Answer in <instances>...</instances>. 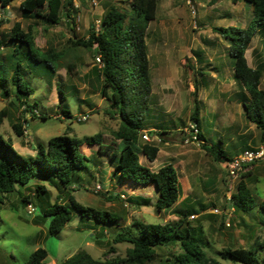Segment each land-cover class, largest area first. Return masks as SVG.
<instances>
[{
    "label": "rangeland",
    "instance_id": "obj_1",
    "mask_svg": "<svg viewBox=\"0 0 264 264\" xmlns=\"http://www.w3.org/2000/svg\"><path fill=\"white\" fill-rule=\"evenodd\" d=\"M21 1L15 0L6 7L0 4L3 51L14 46L11 43L12 46L7 47L6 44L12 27L20 22L25 31L31 28L39 48L63 50L65 56L55 73L45 63V66H39L37 60L31 64L33 72H26L35 90L29 97V102L37 103V107L33 108L35 115L13 95L2 96L1 91L6 83H0V111L7 108L10 114L0 123V135L6 141L13 142L24 157L35 155L40 144L48 146L51 137L64 133L71 135L77 143L84 137L97 136V140L80 143L79 151L84 158L85 168L79 170L81 178L73 180L67 188L52 172L43 171L32 177L26 185L17 184L15 191L3 196L0 264H24L39 247L48 251L47 264H60L82 250L101 259L125 257L132 244L127 241L114 243L116 233L124 231L123 226L128 227L132 222L136 223V227L150 223L179 222L182 214L176 212V208L197 211L195 218L190 217L195 212H190V227L197 226L200 229L198 235L203 237L210 255L217 257L223 264H244L220 254L228 247H249L256 239L264 237V212L259 211V204L264 198V159L249 165L238 183L239 187L240 182H244L258 205L248 212L235 210L232 201L227 198L229 183L224 164L217 171V161L204 151L202 140L193 138L196 127L190 116L195 110L196 101L203 98L204 111H220V127L223 133L226 130L227 140L231 136L232 141L238 143L241 139L239 135L248 137V145L243 149L238 143L241 152L264 145L261 130L246 118L239 97H233V92L239 91V85L233 78L235 58L229 54L234 37L237 36L234 27H248L255 18L253 6L245 0H237L236 3L233 0H192L193 6L186 0H160L157 17L149 24L147 44L154 72L155 107L161 106L159 101L162 97L166 102L165 110L173 111L168 118H173L178 126V129L165 135L156 131L148 132L151 138L162 136L160 142L156 139L148 142L161 147L157 159L150 165L153 170H158L163 165L165 151L169 150L172 156L170 162L173 161L177 167L184 192H191L193 201L197 196H204L208 204L206 211H201V207L191 209L187 202L184 205L177 203L175 207L161 211L155 207L159 197L157 188L138 185L116 172L123 143L114 137L113 130L119 127L120 117L112 114L114 109L111 108V101L102 95L98 86L94 67L100 64L95 47L73 48L68 41L69 38L88 37L92 28L97 30L112 3H126L121 0H72L70 15L64 9L60 23L45 25L24 16L20 10ZM227 12L233 15L228 16ZM220 27L228 30L222 32ZM262 30L256 32L246 51L252 67L264 62ZM38 57L44 58L41 53ZM261 88H264V75ZM84 98L91 105L82 101ZM221 104L229 105L228 109ZM66 111L70 115H66ZM80 112L89 113V118L78 121L76 116ZM211 119L209 122L207 118H201L203 132L208 137H219L220 134L213 132L217 128V121L213 124ZM16 123L22 124L25 130L21 136L17 135L13 127ZM142 138L141 142L145 143ZM134 148L139 159L145 162L146 157L140 145L135 144ZM113 151L117 152V156ZM39 184H44L45 189H37ZM151 184L154 185L153 182ZM97 185L102 187L99 193L94 192ZM67 191L83 205L97 209L102 221L99 222L95 216L81 223L75 219L61 232L49 233L50 217L45 214V210L53 207L56 201L71 204L66 196ZM26 194L33 195L30 203L23 200ZM121 194L126 198H121ZM137 197L148 200L139 206L134 202ZM216 207L232 213L216 214L209 211ZM228 220L230 226L226 225ZM182 227L188 225L184 223ZM128 229L136 235L139 233L138 228L131 226ZM111 246L115 251H112ZM176 248L161 246L152 258L133 260L126 264H169Z\"/></svg>",
    "mask_w": 264,
    "mask_h": 264
},
{
    "label": "trees",
    "instance_id": "obj_2",
    "mask_svg": "<svg viewBox=\"0 0 264 264\" xmlns=\"http://www.w3.org/2000/svg\"><path fill=\"white\" fill-rule=\"evenodd\" d=\"M13 1L15 0H0V4L6 7ZM121 1L126 5L112 3L104 13L99 28L97 30L92 28L88 37L69 38L68 41L73 48L95 47L96 57L101 60V64L94 67L96 80L102 95L111 100L110 105L114 109L112 114L120 117L119 127L113 130L114 137L123 143L118 155L116 172L138 185L153 182L159 191L155 207L157 210L168 209L179 201L182 191L176 167L172 163H167L155 171L140 162L134 148L135 144H139L141 132L147 124L146 114L152 94L147 31L150 22L157 17L160 0ZM245 1L253 6L255 18L246 28L234 27L237 36L234 37V43L230 47V54L235 58L234 70L237 81L249 95L248 103L244 102L246 114L261 130V138L264 142V89L260 87L264 62L252 67L246 56L256 32L263 29L264 33V0ZM72 6V0H22L20 10L24 16L34 18L35 21L54 25L61 22L64 9L69 15L71 14ZM71 22L74 23V20L72 19ZM219 29L228 30L221 27ZM3 38L0 37V83L5 81L6 87L1 94L4 97L13 95L21 105H26L35 115L33 108L37 107V103L29 102V97L35 90L26 72L29 70L33 72L31 64L37 60L39 66L45 63L55 73L65 52L56 49L42 50L36 45L31 28L25 31L20 22H16L10 31L6 46L11 47V43L14 46L7 48L6 52L3 51ZM40 53L44 58L38 57ZM56 62L60 63L56 64ZM69 68H71L70 64ZM61 95L63 96V92ZM9 115L7 108L1 110L0 123ZM66 115H70V112L66 111ZM40 116L44 117V115ZM191 119L198 127V137L202 140L201 146L205 151L217 161L224 162L228 159V155L222 149L206 143L207 139L201 130L200 107L197 101ZM13 127L17 135L24 134L22 124L16 123ZM157 133L165 135L168 132L162 130ZM90 139L97 140V136L79 140L82 144ZM80 143H77L71 135L64 133L51 137L48 146L40 144L35 155L24 157L15 148L13 142L6 141L0 135V212L5 194L15 191L17 184L26 185L32 177L43 171L52 172L65 188L73 180L80 179L79 170L85 168L84 158L79 151ZM142 151L149 160L154 161L158 157L160 147L145 142ZM113 152L116 155L117 152ZM45 187L44 184L37 185V189H45ZM32 196L26 194L23 200L30 203ZM66 196L71 204L56 201L53 207L45 210V214L50 217L49 233L61 232L76 214L80 215L82 221L91 216H95L99 222L102 221L97 209L83 205L69 191ZM249 200L252 202L249 203ZM231 201L235 210L243 212H248L258 205L254 202L251 192L245 188L243 181L240 182L238 192L233 194ZM189 206L191 209L194 207L190 203ZM259 211L264 212V198L259 204ZM177 212L182 214L179 222L150 223L141 227H136V223L132 222L128 227L138 228V235L123 226L124 231L116 233L114 243L127 241L132 244L125 257L101 259L82 250L61 261L60 264H126L133 260L152 258L161 246L177 247L169 264H223L217 257L208 253L203 237L198 235L200 229L196 228L197 226L190 227L192 224L189 219L190 212L196 213V210L178 209ZM184 223L188 227L183 228ZM111 247L112 251H115L114 247ZM220 255L230 256L244 264H264V237L256 239L249 247H228ZM47 256L48 251L39 247L31 253L29 261L24 264H47Z\"/></svg>",
    "mask_w": 264,
    "mask_h": 264
},
{
    "label": "crops",
    "instance_id": "obj_3",
    "mask_svg": "<svg viewBox=\"0 0 264 264\" xmlns=\"http://www.w3.org/2000/svg\"><path fill=\"white\" fill-rule=\"evenodd\" d=\"M233 1H235V3H236V1L237 0H233ZM219 16H220V13L218 14ZM227 15L228 16H232L233 14L232 13H230V12H227ZM151 22H153V21H151ZM150 22V23H151ZM222 28H225V27H222ZM148 30H149V27H148ZM225 31H227V30H223L222 32H225ZM147 36H148V32H147ZM148 50H149V47H148ZM229 54H230V52H229ZM248 59V58H247ZM149 60H150V68H151V76H152V94H151V97H150V104H149V109H148V111H147V114H146V126H145V128L143 129V131L142 132H149V131H156V132H159V131H167L168 133H166V134H169V132L171 131V130H174L175 128L176 129H178L177 127V122L176 121H173V118H168V116H169V114L170 113H172L173 111H170V110H165V104H166V102L164 101V99L161 97V99H160V101H159V105H161L159 108L158 107H155V102L157 101V99H156V91H155V83H154V72H153V69H152V66H151V58H150V52H149ZM260 63H263V62H260ZM260 63H258L257 65H259ZM233 66H234V64H233ZM255 67H257V66H255ZM203 74V73H202ZM204 75V74H203ZM264 75V74H263ZM233 78H234V80H235V82L236 83H238V85H239V91L237 92H233L234 94H233V97L235 98L236 96H238L239 98V100H240V102H241V106H242V108L244 109V113H245V116H246V118H248V116H247V114H246V108H245V106H244V102H246V103H248V97H249V95H248V93H247V91L243 88V86H241V84L237 81V78H236V75H235V70H234V67H233ZM261 81H262V79H261ZM260 87H261V83H260ZM264 89V88H263ZM75 90H76V88H75ZM202 90V92H203V89H201ZM77 92V91H76ZM105 97V96H104ZM109 99V98H108ZM203 98H200V99H198L197 101H198V104H199V107H200V122H201V118H207V120L210 122V119L211 118H213V120H212V123L214 124L215 123V121H217V128L215 129H213V132H215V133H217V134H220V136L219 137H212V136H210V137H208L207 135H205L204 134V132H203V127H202V125H201V130H202V133L205 135V137H206V143L209 145V146H213V147H216V146H218L217 148H220V149H222L227 155H228V157L229 158H231V157H234V156H237L238 154H240L241 153V150H239V148H238V143H240L241 145H242V149H243V147H245V145H248V137H246V136H243V135H239V138H241L239 141H238V143H234L233 141H232V137L230 136V138H228V140H227V137H225L226 136V133H225V131L226 130H224V133L222 132L223 131V128L222 127H220L221 126V124H220V121H219V118H218V116L221 114L220 113V111L218 110L219 109V107L217 108V110L218 111H216V110H212L211 112L209 111H204V107H205V104H204V100H202ZM110 100V99H109ZM82 101H84V102H86L87 104H89V105H91V103L90 102H88V100H86L85 98L84 99H82ZM111 101V100H110ZM204 101V102H203ZM93 105V104H92ZM163 105H164V108H163ZM222 105V104H221ZM224 108H226V110L228 109V107H229V105L228 106H225V105H222ZM221 106V107H222ZM93 108H95V107H92V109ZM223 108V109H224ZM225 110V111H226ZM82 113H84V112H80L79 114H82ZM171 115V114H170ZM191 117V116H190ZM168 121L169 122H171V123H168ZM173 122V123H172ZM184 123V122H183ZM164 124V125H163ZM219 124V125H218ZM162 127H161V126ZM168 126V127H166V126ZM170 127H172L171 129H169ZM230 127V126H229ZM206 129V128H205ZM230 129V128H229ZM142 135V134H141ZM246 135V134H245ZM141 136H140V140H139V145H140V148H141V150H142V146H143V144H144V142H141V141H143V140H141ZM143 139V138H142ZM226 140L225 142L223 141V140ZM216 143H218V145L216 144ZM161 148V147H160ZM170 149H172V148H170ZM161 150V149H160ZM172 151V150H171ZM205 151V150H204ZM143 152V151H142ZM160 152V151H159ZM143 154H144V152H143ZM171 154H170V151L169 150H167V151H165V154H164V156L165 157H162V159H163V165L164 164H167V163H172L174 166H175V163L173 162V161H171L170 162V160H171V158H172V156H170ZM209 155V154H208ZM144 156L146 157L145 159V162L143 161V160H141L140 159V162L141 163H143V164H145V165H147V166H149L150 168H151V163L153 162V161H151V160H149L148 159V157L144 154ZM214 160H216V158L214 157V156H211ZM155 161V160H154ZM217 161V160H216ZM217 166H216V170L218 171L219 169H220V166L222 167V164H224V162L221 160V161H217ZM162 165V166H163ZM176 167V166H175ZM224 167V166H223ZM152 169V168H151ZM176 170H177V167H176ZM178 172V171H177ZM179 175V174H178ZM218 178L220 179V177L218 176ZM179 180H180V176H179ZM29 183V182H28ZM180 184H181V181H180ZM147 185H149V186H151V187H154L155 188V186L153 185L152 186V184L150 183V184H147ZM181 196H180V199H179V201L178 202H176L173 206H171V207H175L176 206V204L177 203H179V204H185L186 202L189 204L190 203V205H192V206H194L195 208L197 207V208H202V210L201 211H206L207 209H208V204H207V199L204 197V196H197L196 197V199L193 201L192 199H191V197H190V194H191V192H187L186 191V193L184 192V190H183V188H182V184H181ZM147 199V198H146ZM146 199H138V197L136 198V201H134V202H136V204L138 205L139 204V206L141 205H144L145 204V202H146ZM133 200V199H132ZM170 207V208H171ZM169 209V208H168ZM177 209V211H178V208H176ZM163 210H165V209H163ZM162 211V210H161ZM176 211V212H177ZM210 211V210H209ZM192 214H197V211H196V213H192ZM75 219H78V222L79 223H81L82 222V220H81V218H80V215L79 214H76L74 217H73V219L70 221V222H68L67 223V225L68 224H70L72 221H74ZM78 223V224H79ZM66 225V226H67Z\"/></svg>",
    "mask_w": 264,
    "mask_h": 264
},
{
    "label": "built area",
    "instance_id": "obj_4",
    "mask_svg": "<svg viewBox=\"0 0 264 264\" xmlns=\"http://www.w3.org/2000/svg\"><path fill=\"white\" fill-rule=\"evenodd\" d=\"M188 4L193 6L192 0H186ZM195 12V10L193 11ZM97 60L99 64H101V60L99 57H97ZM78 121H86L89 118V113H82L78 114L77 116ZM195 125L194 129V139H199L198 137V127ZM150 135L148 132L143 133L142 137L144 141L146 142H151L152 139H156L157 141H162V136L160 137L159 135H156L154 138L149 137ZM264 159V145H261L257 148H251V149H246L237 156L231 157L228 160H225L224 162V168L226 169L227 176H228V192H227V198L228 200H232V196L235 193V188L238 187V183L241 177V174L246 171V169L249 167V165ZM100 190H102V187L100 185H97L94 189V192L99 193ZM121 198H126L124 194H121ZM31 207V204H29ZM234 210V208H232ZM31 210L33 211L34 208L32 207ZM31 212V211H30ZM212 213L216 214H222L226 213V211L221 210L220 208L216 207L210 210ZM229 213H226L230 215L232 212L228 211ZM197 214H191L190 217L195 218ZM226 225L230 226V221H226Z\"/></svg>",
    "mask_w": 264,
    "mask_h": 264
}]
</instances>
